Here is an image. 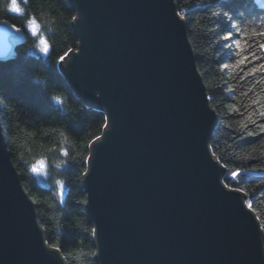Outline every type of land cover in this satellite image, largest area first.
I'll list each match as a JSON object with an SVG mask.
<instances>
[{
  "label": "water",
  "instance_id": "95a60500",
  "mask_svg": "<svg viewBox=\"0 0 264 264\" xmlns=\"http://www.w3.org/2000/svg\"><path fill=\"white\" fill-rule=\"evenodd\" d=\"M78 39L60 64L74 94L107 119L84 174L97 264H264V232L211 155L206 100L176 0H67ZM24 33L0 21V52ZM0 128H3L0 121ZM217 161L219 163H217ZM67 264L0 134V264Z\"/></svg>",
  "mask_w": 264,
  "mask_h": 264
},
{
  "label": "trees",
  "instance_id": "16d2710c",
  "mask_svg": "<svg viewBox=\"0 0 264 264\" xmlns=\"http://www.w3.org/2000/svg\"><path fill=\"white\" fill-rule=\"evenodd\" d=\"M184 15L197 66L207 88L212 108L219 114L211 145L226 173L237 168L247 169L239 187L251 200V209L264 232V135L258 127H240L242 117L255 111L253 119L264 123V75L249 76L247 72L230 77L231 70L221 64L233 62L224 37L230 24L236 32L264 31V10L252 0H176ZM22 15L11 11L10 0H0V21L15 25L25 35L14 58L0 62V121L4 129L12 163L21 183L37 206L39 222L49 246L58 244L67 264H97L94 226L87 212L84 174L88 168L90 146L102 136L106 116L81 101L72 91L56 63L69 49L78 48L72 29L76 16L67 0H20ZM35 18L40 35L46 36L54 52L45 55L39 50V36L29 31V21ZM229 18H231L229 20ZM243 46V45H242ZM259 63V62H258ZM248 67H251L250 65ZM227 81V83H225ZM256 81H259L257 84ZM231 88L232 99H229ZM223 89V90H222ZM247 93V95H245ZM60 96L57 104L52 97ZM259 104L253 105V101ZM44 145V148H41ZM53 149V151H48ZM66 149L65 157L60 151ZM47 161L45 174L36 175L31 165L38 159ZM60 164L57 168L55 165ZM225 184L228 183L226 175ZM64 185L61 195L60 186ZM231 186L235 188L236 182ZM246 201V203H247Z\"/></svg>",
  "mask_w": 264,
  "mask_h": 264
},
{
  "label": "snow or ice",
  "instance_id": "6c2138e0",
  "mask_svg": "<svg viewBox=\"0 0 264 264\" xmlns=\"http://www.w3.org/2000/svg\"><path fill=\"white\" fill-rule=\"evenodd\" d=\"M24 3H27V0H24ZM252 3L261 10H264V0H252ZM10 6H11V11L18 14L22 15L24 9L20 6V0H10ZM177 16L181 20L184 19V15L181 13H177ZM76 17L73 16L72 20L76 21ZM231 18H229L230 20ZM6 23V21H5ZM13 28H16L15 25H12ZM229 32L228 34L224 37V40L228 41L227 44L221 45L222 48H228L230 49L228 55L232 59L231 65L229 64H221V69H231L227 75L230 77L237 76L241 73L247 72L249 76H255L258 72L264 75V31L256 32L255 29L252 30V36H249V33L245 31L243 35L241 36L239 32H236V39L233 40V31L237 29L236 24H230L229 25ZM16 31H20L19 28H16ZM29 31L33 36H39V50L43 52L45 55H48L50 51L54 52V49H52L48 39L46 36L40 35V25L38 21L33 17L29 21ZM243 45V46H242ZM71 49H69L67 52L64 53V55L59 56L58 60L56 63L58 64H63L64 60L66 57L71 53ZM8 52L7 49H5L3 52H0V57H7ZM259 62V63H258ZM251 67H248V66ZM227 83V81L225 82ZM258 84L259 81H256ZM223 90V89H222ZM229 99H232V89L229 88ZM247 95V93H245ZM51 99L55 100L57 104H62L63 101L60 96H55L52 97ZM207 101H212L213 96L212 95H207L206 96ZM260 102L253 101V105L259 104ZM262 108H264V104L261 105ZM3 106L0 105V109H2ZM210 111L213 112V115L219 119V114L214 110L211 109L209 105ZM234 112L236 114H239L242 117L240 127L244 129L245 131L248 130L249 126H254L258 127V132H248V135H264V123L257 124V121L253 119V116L256 114L255 111H250L247 117H244L243 113L240 112L238 108L234 109ZM259 115L264 116V112H259ZM107 127V125H105ZM4 132L3 128H0V134ZM100 137H95L93 140V143L95 140H99ZM44 145H41V148H44ZM209 150L211 155L215 156L216 155V149L210 144L209 145ZM48 151H53V149H48ZM63 155L66 157L68 155V152L66 149H61L60 150ZM90 151H94V149H91L90 146ZM91 159V157H89ZM217 163H219L217 161ZM57 168H60V164L55 165ZM222 167L227 168V165H222ZM47 168V161L44 158L38 159L34 164L31 165V171L36 174V175H41L45 174V169ZM247 169H240L237 168L235 171H230L226 173V179L228 183L225 184V187L229 191H236V192H242V189L239 187L240 184L244 183V175L247 172ZM235 181L236 182V187L233 188L231 186V182ZM61 192L60 194H64V185L61 184L60 186ZM248 208L252 207V202L251 200L247 201ZM97 230L92 229V232L95 233ZM51 249L55 253H59L61 251V248L59 247L58 244H52ZM61 259V264L63 258Z\"/></svg>",
  "mask_w": 264,
  "mask_h": 264
}]
</instances>
